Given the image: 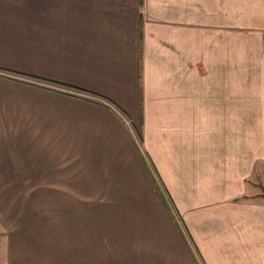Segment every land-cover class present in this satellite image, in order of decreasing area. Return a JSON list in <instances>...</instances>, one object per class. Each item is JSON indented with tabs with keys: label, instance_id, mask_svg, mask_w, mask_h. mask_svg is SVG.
I'll return each mask as SVG.
<instances>
[{
	"label": "crops",
	"instance_id": "1",
	"mask_svg": "<svg viewBox=\"0 0 264 264\" xmlns=\"http://www.w3.org/2000/svg\"><path fill=\"white\" fill-rule=\"evenodd\" d=\"M68 186L120 206L116 264H264V0H0L1 264H46Z\"/></svg>",
	"mask_w": 264,
	"mask_h": 264
},
{
	"label": "rangeland",
	"instance_id": "2",
	"mask_svg": "<svg viewBox=\"0 0 264 264\" xmlns=\"http://www.w3.org/2000/svg\"><path fill=\"white\" fill-rule=\"evenodd\" d=\"M122 118L123 116L119 114ZM124 120V117L122 118ZM132 140L136 148L140 150V138L138 132L133 128ZM72 157L69 156V183L75 182L73 178L77 174L74 169L75 164H72ZM154 173V172H153ZM155 175V174H154ZM54 189V188H53ZM59 190L58 188H56ZM100 190V202H95L91 190L93 188L87 187H70L67 188V201L52 202V218L51 227L52 235L51 242L47 240V236H35L37 243L40 241H46L51 247L50 255L49 252L46 256L40 259H46L51 257V264H74L75 251H62L61 243L65 239L64 235L59 234L61 228L65 227L73 229L74 227L87 228V230H94V234L97 236L100 243V264H107L108 262H119L123 258V241H124V227H122V219L120 215V206L118 204H109L107 199V188H98ZM54 198V197H53ZM168 207L174 214L175 221L181 230V234L187 241L185 232L181 229L180 221L176 218L175 212L172 209L170 202ZM119 206V207H118ZM38 228V227H37ZM75 240V238H74ZM69 242V241H68ZM188 242V241H187ZM91 252V251H90ZM68 256L66 257V255ZM38 258V257H37ZM70 259L72 261L70 262ZM1 264V263H0ZM116 264V263H115Z\"/></svg>",
	"mask_w": 264,
	"mask_h": 264
},
{
	"label": "trees",
	"instance_id": "3",
	"mask_svg": "<svg viewBox=\"0 0 264 264\" xmlns=\"http://www.w3.org/2000/svg\"><path fill=\"white\" fill-rule=\"evenodd\" d=\"M137 150H138V148H137ZM140 156H141V160L143 161V163H144V165H145V167H146V169H147V171H148V173H149V175H150V177H151V180H152V182H153V184H154V186H155L157 192H159V195L161 196V199H162V201H163V203H164V206H165L166 209L168 210V212H169L171 218L173 219L175 225L177 226V229L179 230V232H180V234H181V230H180V228H179V226H178V224H177V221H175V217L173 216V213H172L171 210L169 209L170 207H168L169 205H168L167 201H165V199H164V197H163V195H162L161 187L159 186V183H158V181H157V179H156V176H155L154 173H153V170L150 168L149 164L146 163V160H144V157L142 156V154H140ZM259 189H260V195H259V196H260V198H262V199L264 200V188L261 187V186H259ZM181 237H182L183 241L185 242V245H186L187 247H189V242H187L188 240L186 241V240L184 239V237L182 236V234H181ZM189 249H190V247H189ZM192 253H193V252H192ZM193 259H196V258H194V254H193Z\"/></svg>",
	"mask_w": 264,
	"mask_h": 264
}]
</instances>
